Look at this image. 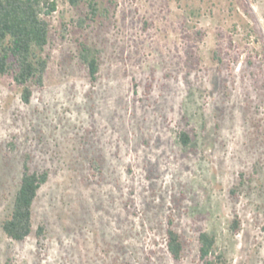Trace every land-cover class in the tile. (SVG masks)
I'll return each instance as SVG.
<instances>
[{"label":"rangeland","instance_id":"1","mask_svg":"<svg viewBox=\"0 0 264 264\" xmlns=\"http://www.w3.org/2000/svg\"><path fill=\"white\" fill-rule=\"evenodd\" d=\"M113 1L81 29L58 0L29 104L0 74V264H201L200 231L226 264H264V0ZM82 42L100 52L96 82ZM26 159L49 179L15 241L3 223Z\"/></svg>","mask_w":264,"mask_h":264},{"label":"trees","instance_id":"2","mask_svg":"<svg viewBox=\"0 0 264 264\" xmlns=\"http://www.w3.org/2000/svg\"><path fill=\"white\" fill-rule=\"evenodd\" d=\"M79 13L77 23L81 29L91 22L109 18L113 0H66ZM58 0H0V74L11 75L15 83L23 88L22 100L29 104L36 89L45 86V77L51 55L46 49L52 36V16L58 11ZM80 63L89 70L91 80L96 82L100 72V52L87 42L80 43ZM180 138L185 146L191 136L181 131ZM19 190L16 194L11 215L3 223L9 238L24 241L32 232L33 205L39 191L49 179V172L33 171L26 159ZM240 222L235 220L234 229L239 231ZM45 227L37 230L38 240L44 235ZM167 246L172 257L180 260L185 250L181 234L175 229L171 218L167 227ZM199 261L201 264H226L224 255L217 253L216 237L206 231L199 232Z\"/></svg>","mask_w":264,"mask_h":264}]
</instances>
